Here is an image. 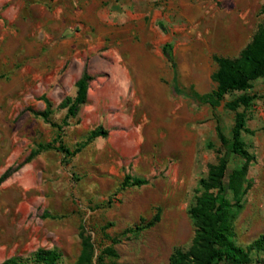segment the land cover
Wrapping results in <instances>:
<instances>
[{
	"label": "rangeland",
	"instance_id": "1",
	"mask_svg": "<svg viewBox=\"0 0 264 264\" xmlns=\"http://www.w3.org/2000/svg\"><path fill=\"white\" fill-rule=\"evenodd\" d=\"M262 22L264 0H0V263L35 264L53 248L74 264L86 237L95 264H172L192 244L201 179L224 155L230 239L247 248L264 235V76L216 107L173 90L211 92L216 56L237 57ZM85 73L87 100L70 115L62 104ZM244 92L249 160L232 151L226 105ZM251 256L264 264V250Z\"/></svg>",
	"mask_w": 264,
	"mask_h": 264
},
{
	"label": "trees",
	"instance_id": "2",
	"mask_svg": "<svg viewBox=\"0 0 264 264\" xmlns=\"http://www.w3.org/2000/svg\"><path fill=\"white\" fill-rule=\"evenodd\" d=\"M163 53L173 69L177 67L173 44L167 42L163 46ZM217 69L213 73L216 87L211 92L200 93L193 88L182 89L174 80L173 90L177 94L188 96L194 101L208 103L216 107L225 99L228 93L233 91H246L252 87L253 81L264 76V22H262L252 37L251 41L243 48L237 57L216 56ZM90 76L85 73L77 82V94L62 104H68V113L75 115L79 106L86 102L88 94V82ZM254 96L244 92L239 96L227 101L229 109L235 110V120L232 127V151L233 153L249 159L254 156L246 148L242 139V133L248 131L247 119L244 111L237 110L241 105L248 106ZM221 137H224L220 126L217 127ZM102 129L94 130L93 136L104 134ZM44 148V146H42ZM59 150L69 155H74L80 147L74 151L60 144ZM41 150V149H39ZM228 157L221 156L217 163L210 166L206 177L201 179V193L197 196L195 204L190 209L194 219L195 235L189 248H177L172 256V264H253L252 251L259 253L264 250V235H261L249 247L237 245L230 239L232 232V216L229 210L231 205L228 199L220 200L225 188V177L228 170ZM247 166L231 175L233 184L246 174ZM9 173L3 176L5 179ZM130 178V177H128ZM146 180L136 178L133 183L143 184ZM236 186V185H235ZM237 188V186H236ZM159 220L157 215L154 219L143 222L130 228L136 232L155 224ZM93 243L83 239V250L74 264H95L93 262ZM35 264H62L60 263L61 252L53 248H39L33 255ZM260 259H255L259 261ZM0 264H25L19 257H11ZM98 264H105L99 261Z\"/></svg>",
	"mask_w": 264,
	"mask_h": 264
},
{
	"label": "crops",
	"instance_id": "3",
	"mask_svg": "<svg viewBox=\"0 0 264 264\" xmlns=\"http://www.w3.org/2000/svg\"><path fill=\"white\" fill-rule=\"evenodd\" d=\"M120 73L123 74V70H121Z\"/></svg>",
	"mask_w": 264,
	"mask_h": 264
}]
</instances>
